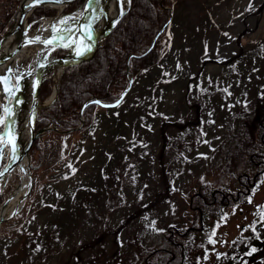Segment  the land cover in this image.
Returning a JSON list of instances; mask_svg holds the SVG:
<instances>
[{
  "label": "rangeland",
  "instance_id": "rangeland-1",
  "mask_svg": "<svg viewBox=\"0 0 264 264\" xmlns=\"http://www.w3.org/2000/svg\"><path fill=\"white\" fill-rule=\"evenodd\" d=\"M124 1L127 11L130 0ZM172 1L170 23L158 46L160 58L131 78L122 101L101 107L89 130L47 134L42 156L34 155V170L29 151L28 192L21 196L20 210L0 225V264H86L91 258L115 264V252L129 250L119 248L112 232L130 216L137 222L121 239L148 220V250L159 248L174 230L200 228L207 247L203 259L191 264H225L232 245L249 237L261 240L259 255H264V176L254 189L246 186L251 197L226 210L223 218L203 222L190 205L200 186L230 194L245 188L237 175L247 168L224 152L240 116L264 99V0ZM50 19L42 32L56 23ZM27 24L34 35L40 34V28ZM258 40L263 57L250 70L225 66ZM53 52H48L50 58ZM44 56L30 47L16 64ZM212 84L223 93L205 102L203 94ZM194 111L201 138L186 149L170 150L181 130L177 126L189 123ZM9 158V148H4L0 169ZM23 177L18 166L12 179L1 184L0 207ZM175 241L179 245L181 239ZM124 256L129 257L126 264H140ZM163 260L161 254L150 263Z\"/></svg>",
  "mask_w": 264,
  "mask_h": 264
},
{
  "label": "trees",
  "instance_id": "trees-1",
  "mask_svg": "<svg viewBox=\"0 0 264 264\" xmlns=\"http://www.w3.org/2000/svg\"><path fill=\"white\" fill-rule=\"evenodd\" d=\"M86 2L87 0H75L69 3L62 13L78 16ZM173 7L172 0H130L128 10L112 28L96 54L91 59L64 70L60 78L57 98L51 105L40 110L35 122L36 131L47 126L55 129L47 131L34 141L30 150L31 170L36 168L33 164L35 153L42 156V146L47 134H56L61 137L66 133L89 130L95 123L101 107H113L110 105L120 100L132 82L131 78L157 63L160 58L158 49L160 38L170 23ZM56 13L53 8L38 7L30 14L28 23L32 28H38L45 19L53 17ZM65 52L63 49H55L52 56L59 57ZM262 53L263 49L258 40L252 47L241 50L237 56L227 61L225 66L228 68L238 66L239 71L250 70L249 67L262 59ZM54 86L55 82L49 75L40 88L42 101L51 95ZM222 93V88L219 91V88L212 84L205 90L203 101L213 100ZM240 117L241 120L237 126L231 134L229 133L224 157L233 159L239 166H244L247 171L250 170V174L244 169L242 174L237 175L238 184L245 188L238 189L234 194L222 192L219 189L207 191L203 186L199 187L190 205L191 209L198 212L203 222L208 219L223 218L226 210L240 205L247 197H251L252 194L248 192L246 186L254 189L264 176V99L255 104L250 112H244V117L243 115ZM199 118L198 111H194L192 120L189 123L186 122V125L182 124V128L174 124L181 130L178 131L177 137L175 136L176 147L170 145V150L175 151L181 147L182 150L186 149L192 145L193 140L201 138ZM190 132L191 134L194 132L193 138L185 139ZM135 222L137 221L134 216L127 217L121 220L116 231L112 232L114 242L119 245V248L121 249L120 245H122L129 250L125 253L115 252L117 261L115 264H126L125 257H128L124 256L126 254L135 263L140 264H152L150 263L152 258L161 254L164 259L162 264H191L203 259L207 243L200 228L174 230L173 234H167L159 248L148 250L144 245L145 237L150 233L148 220L141 228L138 227L131 232L128 230L125 240L121 239V233ZM172 238L181 239L179 245H175L176 241ZM260 247L261 240L256 237L241 239L225 253L224 263L261 262L263 264L264 255H259ZM169 248L176 250L172 253ZM253 249H255L254 252ZM95 259H89L86 264H97ZM98 262L100 264V261Z\"/></svg>",
  "mask_w": 264,
  "mask_h": 264
},
{
  "label": "water",
  "instance_id": "water-1",
  "mask_svg": "<svg viewBox=\"0 0 264 264\" xmlns=\"http://www.w3.org/2000/svg\"><path fill=\"white\" fill-rule=\"evenodd\" d=\"M26 1L27 0H22L20 2L19 19L17 21L15 20V22L12 24V26L7 30V32L4 34V36L0 39V49H1V47L5 41L6 37L12 33H15L20 28V26L24 20V17H26V19L28 21V17L30 16V14L33 12L34 9H36L38 7H49V8L56 9V7L53 5L61 6V9L58 10V13H57L58 17H57L56 23L64 17H69V18L70 17H76V19L75 20L69 19L67 25H58V23H57V26L61 29H64L66 27H70L71 32H53L52 27H53V25L56 24V23H54V24H51V27L45 29L46 32L43 31L41 33L42 29L45 28L48 23H50L47 19L39 26V28L41 29L40 34H36V36L24 37V38L20 39L11 52L6 53L3 56H0V64H6L7 65V67L0 74V76H4L7 78L8 86L10 88H12L13 85L15 86L13 88L15 95L10 96L9 93L4 90V85H0L1 97L5 98V102H6L5 106L10 107L11 111L14 113L13 119L19 112L23 111L27 107L28 101L26 100L25 95H26V88H27L31 79H33V82H32L33 83L32 104L34 103V105L26 113V117L29 118L31 112H36L34 120L30 123V130H29L30 134H29L28 141L26 142V144L22 148H21V146L18 142V139L16 137V151L14 153L15 155L13 156V158H10L7 161V163L4 165V167L2 169H0V173H2V174H0V182L8 173L13 171L19 165L20 161L24 157H26L28 159L29 151H30L34 141L37 138H39L42 134L46 133L47 131H49L51 129H55L52 126H47V127L42 128L39 131H36L35 130V122H36V119H37V116H38L40 110L51 105L55 101V99L57 98L60 78H61L64 70L69 66L77 65V64H80L84 61L91 59L96 54V52L98 51L99 46L104 42L105 38L109 35L112 28L118 23L120 18L126 12V9L123 8L122 1L119 0L118 5H119L120 14L118 15V17L115 18L110 23V25L108 27L101 28V29L97 30L95 28V20H96V17L98 16L100 6H101V3L103 2V0H99L98 4H93L91 6L88 5V3L86 2L82 12L78 16L65 15L62 13L63 9L68 4L75 1V0H66V2H64V3L50 2V3L40 4L38 6H33V7H27ZM128 2H129V0H128ZM34 30H36V29H34ZM89 31L91 32V39H87L84 36V33L89 32ZM76 33H78L80 36H82V38L84 40L87 41L85 48L81 52H74L72 47L69 45L70 40L67 39V37L69 35H71L73 37ZM64 34L66 36L65 43L63 45L53 43L57 46H54L51 49V51L54 49L65 50L66 52L62 56L50 58L48 56L49 53L47 52V53H45V56L43 58H41L39 60H35V61H30V63L28 65L23 64L21 62L19 63V65L16 64L17 57L23 50L30 48L32 46H37L38 44H42L41 41H44L46 39H51L53 36L64 35ZM37 37H39V40H37ZM30 41H35V42L30 43ZM86 48H90V51H87ZM81 53H83V54H81ZM14 59L16 61L14 64H12V60H14ZM58 66L62 67L61 74L58 78L57 84H55L53 91L48 98H51L54 90H55V94L52 97V99L50 100V102L46 103L48 98L44 101L41 100L40 88H41V85L44 82V80L49 75H50V77L53 78V76L47 71L50 68L58 67ZM131 84H132V82H130V84L126 88V90H125L123 96L120 98V100L117 103L110 105V106H116L122 101L124 95L128 92ZM9 136L11 138L12 133H9ZM14 193L9 198L6 199V201L2 204L0 209H4L11 202ZM20 208H18L15 213H17L20 210ZM15 213L10 215L9 217H12ZM9 217L0 218V225L2 222L6 221Z\"/></svg>",
  "mask_w": 264,
  "mask_h": 264
},
{
  "label": "bare ground",
  "instance_id": "bare-ground-1",
  "mask_svg": "<svg viewBox=\"0 0 264 264\" xmlns=\"http://www.w3.org/2000/svg\"><path fill=\"white\" fill-rule=\"evenodd\" d=\"M121 1H122V5H124L123 3L125 1L124 0H121ZM26 2H27V5H29L32 2V0H27ZM118 2H119V0H103V2L101 3L102 16L101 17L97 16L96 20H95V28L97 30H99L101 28L108 27L110 25V23L115 18L118 17V15L120 14ZM53 6H55L57 10L61 9V6H56V5H53ZM19 16H20V13H18L16 21L19 19ZM56 20H57V18L50 19L51 22L53 21L52 23L56 22ZM66 28H70V27H66ZM31 36H36V35H34V32L30 30V28L27 24V19H26V17H24V20H23L20 28L15 33H12L6 37L2 47L0 49V56H3L4 54L11 52L20 39H22L24 37H31ZM61 36L64 37L63 40L60 39ZM55 37H56V39L53 40V42L51 44L46 45V44L42 43V44H38L37 46H32V47L36 52L47 53V52L51 51V49L54 47L55 44L63 45L65 43V38H66L65 34L64 35H56ZM53 43H55V44H53ZM86 44H87V41L84 40L82 38V36H80L78 33H76L72 37V39H70V43H69V45L72 47L74 52H81L85 48ZM15 61H16L15 59L12 60V64H14ZM6 67H7L6 64H0V74L4 71V69ZM61 70H62V67L58 66V67L50 68L47 71L53 76V80H54L55 84H57L58 78L61 74ZM32 82H33V79L30 80V82L26 88L25 97H26V100L28 101L26 109L19 112L14 117V120L16 121L15 134H16V137L18 139V142H19L21 148L28 141L29 134H30V131H29L30 130V123L34 120L35 115H36V112H31L29 118L26 117V113L34 105V103L32 104V98H33V89H32L33 83ZM54 94H55V90H54L51 98L47 99L46 103L50 102V100L52 99ZM9 151H10V149H9ZM14 155L15 154L10 151V158H13ZM18 166L21 167L22 170L24 171V177L21 178L22 184L17 187V190L14 193L11 202L4 209H0L1 210L0 218L8 217V216L12 215L13 213H15L16 210L18 208H20L21 205L23 204V200L21 199V196L25 195L28 192L29 181H30L29 175H28V159L26 157H24L20 161ZM15 169L13 171H11L10 173H8L2 179V181L0 182V186H1V184L3 185V184L8 183L12 179L13 175L15 174ZM16 207H18V208L15 211H13Z\"/></svg>",
  "mask_w": 264,
  "mask_h": 264
},
{
  "label": "snow or ice",
  "instance_id": "snow-or-ice-1",
  "mask_svg": "<svg viewBox=\"0 0 264 264\" xmlns=\"http://www.w3.org/2000/svg\"><path fill=\"white\" fill-rule=\"evenodd\" d=\"M50 2L64 3L66 2V0H32V2L29 5H27V7L38 6L40 4H45V3H50ZM87 3L88 5L91 6L93 4H98L99 0H87ZM69 19L75 20L76 17H70V18L64 17L60 19L57 23L58 25H67ZM52 31L53 32H71V29L70 28L61 29L57 25H53ZM84 36L87 39H91V32L89 31V32L84 33ZM55 39L56 37L53 36L51 39H46L41 42L47 45V44H51L53 40ZM60 39L63 40L64 37L61 36ZM67 39L69 40L72 39V36L69 35ZM37 40H39V37H37ZM32 42H35V41H30V43ZM54 46H57V45H54ZM86 50L90 51V48H86ZM0 85H4V90L7 91L10 96L15 95V92L13 91V88L15 86L13 85V87L10 88L8 86V81L6 77L0 76ZM13 115L14 113L11 111L10 107L8 106L0 107V158L3 157L4 148H9L10 151L13 153H15L16 151V134H15L16 121L13 119ZM9 133H12L11 138L9 137ZM252 251L254 252L255 249H253Z\"/></svg>",
  "mask_w": 264,
  "mask_h": 264
},
{
  "label": "built area",
  "instance_id": "built-area-1",
  "mask_svg": "<svg viewBox=\"0 0 264 264\" xmlns=\"http://www.w3.org/2000/svg\"><path fill=\"white\" fill-rule=\"evenodd\" d=\"M21 1L0 0V39L15 22Z\"/></svg>",
  "mask_w": 264,
  "mask_h": 264
}]
</instances>
